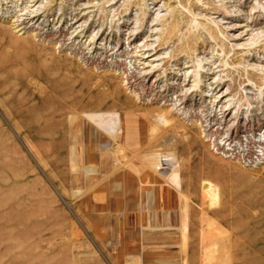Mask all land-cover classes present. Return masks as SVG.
<instances>
[{
    "label": "rangeland",
    "instance_id": "1",
    "mask_svg": "<svg viewBox=\"0 0 264 264\" xmlns=\"http://www.w3.org/2000/svg\"><path fill=\"white\" fill-rule=\"evenodd\" d=\"M0 264H264V0H0Z\"/></svg>",
    "mask_w": 264,
    "mask_h": 264
},
{
    "label": "bare ground",
    "instance_id": "2",
    "mask_svg": "<svg viewBox=\"0 0 264 264\" xmlns=\"http://www.w3.org/2000/svg\"><path fill=\"white\" fill-rule=\"evenodd\" d=\"M34 1V0H33ZM35 4H33V6H34ZM24 8V7H23ZM26 10V9H25ZM38 9H36L35 11H31V15L29 16V19L30 20H34L36 17H38V15H39V13H40V11H37ZM23 15V14H22ZM28 19V20H29ZM23 21V20H22ZM27 21V20H26ZM28 22V21H27ZM77 22V20L75 21V22H73L72 23V25L70 26V28H72L73 27V25L75 24ZM21 23H23L24 24V22H21ZM25 32V31H24ZM24 32H22V33H24ZM65 32V31H64ZM66 33V32H65ZM35 35H37L36 33H35ZM39 35V34H38ZM53 35V34H52ZM238 37H241V36H238ZM51 39V38H50ZM53 39V38H52ZM51 39V40H52ZM129 39V38H128ZM30 39H26V41H29ZM92 40H93V38H92ZM91 40V42H93ZM97 40V39H96ZM63 45V44H62ZM61 45V46H62ZM41 55H42V53L41 54H39V56L41 57ZM45 56V55H44ZM108 56V55H107ZM36 57H37V55H36ZM46 57V56H45ZM145 57H148V56H145ZM51 60V59H50ZM184 66V65H183ZM185 68L186 67H188V66H184ZM196 67H198V68H200V64L198 63V64H196ZM178 69V68H177ZM199 70V69H198ZM199 71H201V70H199ZM187 72V71H186ZM186 72H185V74H186ZM198 75V72H195V76H197ZM188 81H189V79H188ZM199 83V82H198ZM219 84H221V82L220 81H218V85ZM218 85L216 86V88L218 87ZM215 89V88H214ZM229 93H226V92H221V97H220V99H219V101L224 97V96H227ZM215 98V97H214ZM219 101L217 102V103H219ZM184 103V102H183Z\"/></svg>",
    "mask_w": 264,
    "mask_h": 264
}]
</instances>
